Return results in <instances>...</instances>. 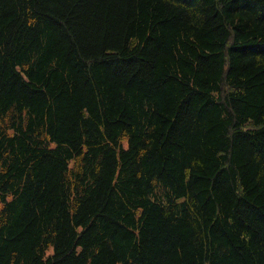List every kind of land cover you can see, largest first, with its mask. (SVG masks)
<instances>
[{
	"label": "trees",
	"instance_id": "1",
	"mask_svg": "<svg viewBox=\"0 0 264 264\" xmlns=\"http://www.w3.org/2000/svg\"><path fill=\"white\" fill-rule=\"evenodd\" d=\"M0 264H264V0H0Z\"/></svg>",
	"mask_w": 264,
	"mask_h": 264
}]
</instances>
